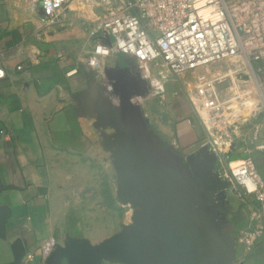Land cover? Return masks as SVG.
<instances>
[{
  "label": "crops",
  "instance_id": "0c3cea01",
  "mask_svg": "<svg viewBox=\"0 0 264 264\" xmlns=\"http://www.w3.org/2000/svg\"><path fill=\"white\" fill-rule=\"evenodd\" d=\"M113 3L68 0L56 23L46 25L40 6L30 0H0V68L6 72L0 79V205L12 212L7 238H0V264L15 260V246L21 254L17 264H66L52 255L68 237L93 244L103 240L91 239L83 210L71 207L69 198L77 193L71 184L78 159L86 160L94 145L92 121L82 116L76 99L92 85L89 56L104 42L96 29ZM182 111L173 127L156 126L165 148L184 159L211 142L224 165L217 144L205 139L202 121ZM262 115L251 119L231 157L251 156L264 180ZM228 168L222 177L231 180ZM258 206L240 201L234 188L224 201L199 205L214 245L229 249V264H264V221L252 245L239 241L259 225L254 214Z\"/></svg>",
  "mask_w": 264,
  "mask_h": 264
},
{
  "label": "water",
  "instance_id": "95a60500",
  "mask_svg": "<svg viewBox=\"0 0 264 264\" xmlns=\"http://www.w3.org/2000/svg\"><path fill=\"white\" fill-rule=\"evenodd\" d=\"M120 70L127 76L115 73L119 107L90 109L115 130L109 143L116 148L119 196L134 207L133 222L96 244L68 237L65 246H56L52 259L66 264H229V249L214 245L199 207L224 201L233 190L232 181L222 177L221 157L211 142L185 159L172 155L168 160L149 152L142 119L132 104V98L146 90L144 83L134 81L127 68ZM11 216L10 207L0 205L2 239L7 238ZM14 249L15 260L4 264L21 261Z\"/></svg>",
  "mask_w": 264,
  "mask_h": 264
},
{
  "label": "built area",
  "instance_id": "2783aa9c",
  "mask_svg": "<svg viewBox=\"0 0 264 264\" xmlns=\"http://www.w3.org/2000/svg\"><path fill=\"white\" fill-rule=\"evenodd\" d=\"M30 1L34 6H40L44 12L41 20L46 25L56 23L68 2ZM96 30L104 38V42L95 48L97 54L107 56L115 48L131 56L147 78L152 67L160 69L158 73L163 83L192 72L199 73L195 77L196 86L188 88L187 92L194 95L196 101L192 97L191 100L199 116L200 105L214 121L220 118L224 105L217 85L225 80V76L205 77L204 72L232 56L248 61L264 57V0H238L235 3L228 0H116ZM106 38L111 40L109 44ZM5 76V70L0 68V79ZM161 82L153 83V93L163 89ZM109 97L112 103H120L117 92L110 93ZM259 102L264 114V92ZM245 104V100L241 101V105ZM255 132L259 134V128ZM232 163L230 161L228 167L236 196L240 201L259 204L254 211L259 225L239 238L240 242L252 245L263 232L260 224L264 221V180L251 156L235 166Z\"/></svg>",
  "mask_w": 264,
  "mask_h": 264
},
{
  "label": "rangeland",
  "instance_id": "374dc122",
  "mask_svg": "<svg viewBox=\"0 0 264 264\" xmlns=\"http://www.w3.org/2000/svg\"><path fill=\"white\" fill-rule=\"evenodd\" d=\"M237 1L228 0L229 3ZM121 54L115 48L111 49L107 56L96 52L91 54L89 63L92 70V86L76 99L82 116L92 121L94 145L91 151H87L86 160L79 162L78 159L74 173L75 180L71 184V187L76 188L73 189L77 193L68 198L72 203L71 207L76 205L83 210L82 215L87 223L86 231L93 241L104 240L120 232L124 222H133L134 207L124 203L119 196L120 181L116 166V148L109 143L110 139H115V130L101 122L100 114L90 109L92 105L119 107L120 103L111 102L109 94L116 93L115 76L117 74L127 76V72H121L120 68H127L134 81L144 83L146 90L136 94L132 98V104L142 119L145 135L149 139L148 151L157 153L168 160L172 155L175 157V152L172 153L170 149L165 148L163 140L156 132V126L158 128L160 125L173 127L183 117L182 108L184 111H190L197 121H202L205 139H211L219 147L224 159V174L230 161L235 166L244 159H235L231 156L240 147V138H244L245 133L249 131L252 124L251 118L257 120L263 116L259 100L264 92V57L248 61L232 56L204 72L205 77L225 76V80L217 85L220 99L224 102L222 113L219 119L212 121L208 113L197 105L201 114L199 116L193 107L191 97L194 101L196 99L193 94L187 92L188 88L196 86L195 77L199 76V73L192 72L163 83L158 73L159 68L152 67L150 76L147 78L142 71L138 70L133 58H124ZM127 63L128 65L122 67ZM133 72L138 75H134ZM159 81L163 84V89L157 92L155 90L153 93V83L158 84ZM243 100L246 102L245 105H241ZM251 103L254 105H250ZM254 115L255 117H252ZM229 172L228 168V175H230ZM103 264L123 263L106 261Z\"/></svg>",
  "mask_w": 264,
  "mask_h": 264
},
{
  "label": "clouds",
  "instance_id": "9594fccd",
  "mask_svg": "<svg viewBox=\"0 0 264 264\" xmlns=\"http://www.w3.org/2000/svg\"><path fill=\"white\" fill-rule=\"evenodd\" d=\"M249 190L251 191V185H249Z\"/></svg>",
  "mask_w": 264,
  "mask_h": 264
},
{
  "label": "bare ground",
  "instance_id": "6f19581e",
  "mask_svg": "<svg viewBox=\"0 0 264 264\" xmlns=\"http://www.w3.org/2000/svg\"><path fill=\"white\" fill-rule=\"evenodd\" d=\"M236 163V162H235ZM248 181V180H247ZM249 182V181H248Z\"/></svg>",
  "mask_w": 264,
  "mask_h": 264
}]
</instances>
